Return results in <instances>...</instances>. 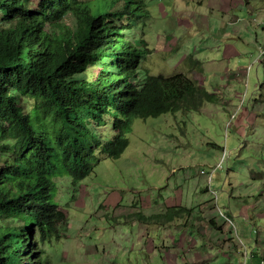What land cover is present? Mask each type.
<instances>
[{
  "label": "rangeland",
  "instance_id": "obj_1",
  "mask_svg": "<svg viewBox=\"0 0 264 264\" xmlns=\"http://www.w3.org/2000/svg\"><path fill=\"white\" fill-rule=\"evenodd\" d=\"M38 1L24 3L27 9L34 10ZM123 4L120 1L118 6ZM128 4L134 13L116 18L115 24L123 28L126 39L146 51L139 83L146 71L164 77L185 74L195 79L212 99L202 102L198 114L190 107L183 113L134 120L127 134L129 146L122 156L112 159L97 148L94 172L82 182L75 184L60 169L55 177V200L65 217L45 240L36 230V242L44 251L43 261L262 264L263 246L256 243L264 242V233H258L254 226L264 222L257 219L251 224L246 217L264 210L260 201L264 200V188L258 194H249L247 186L254 190L255 184L261 186L264 181L255 179L256 172L253 175L244 169L256 165V156L250 148L242 149L245 134L237 138L235 133L247 119V124L258 126L255 140L264 136V0H132ZM75 22L71 15L63 20L70 27ZM97 70H92L93 75ZM18 103L27 111L30 109L31 101L19 98ZM226 110L233 116L226 133L219 132L217 143L222 149L218 150L212 147L209 127L204 123L209 115ZM114 119L110 114L101 124L90 123L100 145L113 140ZM223 148L226 162L205 196L201 190L209 184L200 170L210 171L223 157ZM193 159L198 160L197 164H193ZM207 198L208 202L217 198V214L229 211L243 219L241 222L233 218L239 234L242 225L249 227L250 236L238 235L236 230L231 235L245 245L241 243V251L222 247L226 237L211 231L204 238L192 235L193 241L187 246L179 231H169L152 222L151 216L164 214L169 206L182 200L195 202L196 212L190 224L199 225L197 217L203 208L198 206ZM197 200H201L198 206ZM141 216L145 221L140 220ZM185 220L178 215L174 223ZM221 222L226 224L224 219ZM210 239L220 245L208 246ZM252 250L260 258L252 262L249 257L245 263V252ZM209 257L211 260L206 263Z\"/></svg>",
  "mask_w": 264,
  "mask_h": 264
},
{
  "label": "trees",
  "instance_id": "obj_2",
  "mask_svg": "<svg viewBox=\"0 0 264 264\" xmlns=\"http://www.w3.org/2000/svg\"><path fill=\"white\" fill-rule=\"evenodd\" d=\"M131 1L39 0L30 10L24 0H0V264H47L35 233L45 240L65 217L55 200L60 169L82 182L97 148L122 156L134 120L212 99L185 74L146 71L139 83L146 51L115 24L134 13ZM68 15L74 27L63 23ZM19 98L31 101L28 111ZM110 114L114 138L100 145L90 123ZM185 211L169 207L151 219L163 226Z\"/></svg>",
  "mask_w": 264,
  "mask_h": 264
},
{
  "label": "crops",
  "instance_id": "obj_3",
  "mask_svg": "<svg viewBox=\"0 0 264 264\" xmlns=\"http://www.w3.org/2000/svg\"><path fill=\"white\" fill-rule=\"evenodd\" d=\"M231 103H228L229 107H230ZM226 106H228L227 104H225ZM201 110V109H200ZM183 113V111H180ZM196 113L198 114V111L196 110ZM232 113V112H231ZM230 112H228V110L223 111V112H219V113H215L213 115H209V117L206 119V123L207 126L211 129L208 128L209 130V135L208 138L213 142L212 147L220 150L222 149V145L221 143L218 144L217 143V139L219 138L218 135L220 136L219 132L222 133H226V128L229 125L228 121H230L231 117L233 116ZM189 114V113H188ZM190 114H193L192 112ZM224 116H222V115ZM247 119L244 120L239 128L236 129L237 133H235L236 137H243V135L245 134L244 139H246L244 141V145L242 146L243 150L245 148H250V151L252 153L255 154L256 156V165L250 164L248 166H244V169H247L248 172L250 174L255 173V179H259L260 181H264V159H263V155H264V136L262 138H258V140H255L256 137V132L258 131V126L253 127L250 123L247 124ZM261 123V122H260ZM211 124V125H210ZM264 124V123H263ZM226 126V127H225ZM263 133H264V128H262ZM226 137V134H225ZM224 150V148H223ZM240 151V149H239ZM193 161L195 163L193 164H197V159H193ZM192 165V164H190ZM200 170V174H201ZM202 176H204L206 178L207 181V177L206 175L201 174ZM253 177V176H252ZM248 177L246 178L247 181ZM208 182V181H207ZM213 184V183H212ZM200 187V186H198ZM262 188H264V184L262 183V185H258L255 184L254 186V190L247 186V191L249 192V194H252L255 192V194H258V192H261ZM212 189V185L208 186V188L201 190V192L203 193V195L208 196V193L211 192ZM253 191V192H252ZM261 196H264V193L261 194ZM208 199H203L201 200H197V205H199L200 201L201 204L198 206L200 208H203L200 210L199 214H198V219L199 220V225L198 223L195 224H190V220L192 217V214L196 212V209L193 208L195 202H189V201H180L179 204L178 202H175L174 204H172L169 207H181L183 209H187L188 211L185 212H181L180 213V217H182V221L184 219L185 222L180 223L179 224H175L174 221L171 222H167L165 223L164 227L161 225V228H168L169 231L171 230H175V231H179L182 238L181 240H184V244H186L187 246L193 241L190 237L192 235L197 234L198 236H200L201 238L206 237V235L211 231V233H213L214 235H216V233L214 232H219L221 234V236H225L226 237V241L224 242V245L222 247L228 246L229 247V251H232L233 249L235 250V252L241 251V247L242 245L245 246L242 242H240L238 240V242L235 241L234 237L231 238V235H234L233 233L236 232L238 233V230L236 229V225L235 222L233 221V218H238L239 221L242 222L243 219H241V217H239L238 215H233L232 213L230 214L229 211H227L226 213H223L220 211L219 214H217L215 212V210L217 209V198L211 200L210 202H208ZM240 199L239 201H242V198H238ZM260 201H262V205L264 204V200L261 198ZM195 206V207H196ZM200 216V217H199ZM241 216H244L243 214H241ZM176 219V218H175ZM221 219H224V221L226 222V224H220L219 222H221ZM261 220L264 222V210L262 213H253V215L251 217H246V221H249L251 224L254 223V220ZM222 223V222H221ZM156 226V223H153ZM257 225V224H256ZM234 227V229H233ZM255 229H257V232L260 234L264 233V224L261 226H254ZM248 226L246 225H242L241 226V232L240 234L242 236H250L249 232H248ZM207 230L206 232H203ZM238 233V235H240ZM228 235V238L227 236ZM210 236V234H209ZM241 241H243V239L241 238ZM181 242V241H180ZM242 243V245H241ZM174 244H177V242H174ZM227 244V245H226ZM182 247V244H180ZM215 245H220L215 243L213 240H209L208 241V246H215ZM256 246H263V250H262V254L264 256V242L263 241H259L256 243ZM250 254V255H249ZM249 257H250V261H255L256 259H259L260 257L255 254L253 252V250L248 253L247 251L244 254V260L245 263H247V260L249 262ZM264 259V258H263ZM211 257L205 259V262H210Z\"/></svg>",
  "mask_w": 264,
  "mask_h": 264
},
{
  "label": "built area",
  "instance_id": "obj_4",
  "mask_svg": "<svg viewBox=\"0 0 264 264\" xmlns=\"http://www.w3.org/2000/svg\"><path fill=\"white\" fill-rule=\"evenodd\" d=\"M225 152L226 151L224 149L223 157L220 159L218 163H216L215 165L211 167L210 171H206L205 169L201 171V174L206 175L209 186L212 185L213 180L216 177V173L218 172V170H221L223 167V164L226 162L227 156ZM262 264H264V259L262 260Z\"/></svg>",
  "mask_w": 264,
  "mask_h": 264
}]
</instances>
